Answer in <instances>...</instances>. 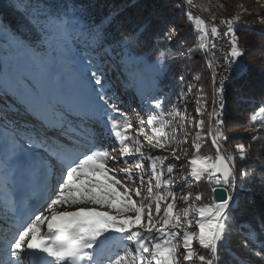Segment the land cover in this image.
<instances>
[{
	"label": "snow or ice",
	"instance_id": "1",
	"mask_svg": "<svg viewBox=\"0 0 264 264\" xmlns=\"http://www.w3.org/2000/svg\"><path fill=\"white\" fill-rule=\"evenodd\" d=\"M7 7L19 19L15 25L0 19L6 57L0 63V264H264V170L259 205L254 193L246 200L239 195L252 193L257 182L255 167L241 165L264 136V64L256 70L242 62L248 51L238 35L242 17L206 20L193 14L195 0H182L174 7L192 23L199 43L180 51L173 48L180 25L148 0H114L103 14L96 0H8ZM259 20L264 25V15ZM158 24L164 27L156 31ZM150 32L152 49L145 39ZM221 41L226 48L218 56ZM199 50L211 57L212 97L197 88L193 151L182 159L180 149L168 145L189 143L176 138V129L188 120L193 88L165 111L172 101L162 84L172 62ZM9 54L23 64L10 66ZM107 69L140 97L139 111L128 106L136 127L106 84ZM184 80L177 77L179 84ZM229 93L252 109L244 127L251 139L231 152L223 147L230 139ZM209 104L211 129L204 119ZM209 132L214 154L201 151ZM109 140L120 146L117 155L103 146ZM129 159L135 163L119 166ZM201 183L211 193L207 202L204 191H192ZM257 209L258 228L238 223ZM236 232L248 256L228 261L221 250L233 255Z\"/></svg>",
	"mask_w": 264,
	"mask_h": 264
},
{
	"label": "trees",
	"instance_id": "2",
	"mask_svg": "<svg viewBox=\"0 0 264 264\" xmlns=\"http://www.w3.org/2000/svg\"><path fill=\"white\" fill-rule=\"evenodd\" d=\"M99 4V13L103 14L109 10V5L114 3V0H96ZM181 0H148V3L154 4L157 7L158 13L161 17L170 22H175L180 25L181 36L176 39H183L186 44L181 47L178 43H173V48L183 51L186 47H191L194 43H199L197 34L193 30V25L188 21L187 17L183 14L181 9L174 7L176 4H180ZM8 0H0V19L5 22L15 25L19 19L15 12L7 7ZM135 12L134 8L127 10V16L130 18ZM163 24H158L156 31L163 28ZM238 35L241 37V46L246 47L248 51L245 53L244 57L246 59V64L253 69L258 70L261 64H264V27L255 26L248 24L238 25ZM145 39L148 41L149 49L153 48V41L155 40V32H150L147 34ZM163 47V45H161ZM154 49L151 52L149 58H154ZM16 57L15 54H9L7 60L14 68L12 63V58ZM5 56L0 52V63L5 60ZM206 59H209L208 54L203 50L195 51L190 56L184 59H176L171 63V67L168 71L167 76L164 78L163 84L165 87V92L169 97L174 98L176 91H172L173 87L177 82V77L182 75L183 72L191 70L194 75H198L199 84L203 86L206 93H210L212 90L211 84V69L207 67ZM252 109L249 107L247 102H240L234 98L232 93H229L227 101V111L225 114L226 120V133L229 135L230 139L225 144L226 148L230 151L234 150L236 143L244 142L247 143L251 137L249 134L244 132V127L247 125L249 116ZM203 153L208 154L211 151H203ZM244 166V165H241ZM255 167L254 175H257V182L250 187L252 188V193L243 192L240 193L241 199H248L253 193L255 194L257 205H259V199L261 196V188L259 184L258 174L264 170V136L261 137L254 146L251 154V158L245 167ZM195 191H204L205 199L211 194L210 190L205 187L203 183L196 186ZM239 224L248 223L250 225L255 224L259 227V210L255 212L245 213L239 220ZM242 236L239 232L233 234L232 242L230 245L232 256L227 255L222 249V255L225 259L232 261L233 256L238 258H245L248 253L245 249L240 246Z\"/></svg>",
	"mask_w": 264,
	"mask_h": 264
},
{
	"label": "rangeland",
	"instance_id": "3",
	"mask_svg": "<svg viewBox=\"0 0 264 264\" xmlns=\"http://www.w3.org/2000/svg\"><path fill=\"white\" fill-rule=\"evenodd\" d=\"M195 4L197 5V7L192 9L193 14L194 15H200L202 18H203V15L211 16L212 14H215L218 18H220V17L231 18L233 16L240 15L242 17V19L245 21L244 24L255 25V26L258 25V26L264 27V25H262L260 23V20H259V16L264 15V0H195ZM205 9H207V10H205ZM176 40H174L173 43H177ZM242 58H244V61L246 62L245 57L243 56ZM12 63L14 64V67H16L17 65H22L23 61L19 60L17 57H13ZM106 71H107L106 84L109 87H111L112 90L120 96V100L122 102V106H123L124 110L126 112H128L129 116L132 118L133 127H136L137 126L136 115L134 112L131 111V109L128 106L130 105L131 108H136L137 111H139L140 97L134 94V90L125 88L124 84L121 82L120 74L118 72H114L111 69H107ZM182 75L185 77L184 83L183 84L176 83L173 87H171L172 91H176V92H173L176 95L174 98L169 97L170 100L172 101V103H166L164 105V110L170 111L173 107V103L176 101V97L182 91L186 92L187 87L189 85L192 86L193 92L188 94L187 99H186V103L188 105V107H187L188 120L184 123V126L182 128L177 127V129H176V138L178 140H181V141L186 138L189 143L188 144L180 143L179 145H177L176 141L173 140L168 145L169 151H171L172 148L178 147L180 150L177 151V155H181L182 159H186L187 157H185L183 153L186 151L188 153V157H190L192 154V151H193L192 148L190 147V144H191V141L195 138L197 129L192 126V118L196 117L197 119H199V117L197 116V113H196V108L200 106L197 103V95H198L197 88H199L201 85L198 82L199 79H197L198 75H194V73L191 70H189L187 72H183ZM162 87L164 88V91H165L164 84H162ZM208 95H209V99L211 100L212 90ZM181 110H183V109L181 108ZM210 111H211V104H209V107L206 110V114L204 116V119L206 121L205 127L208 129H211L213 127L211 118L207 115V112H210ZM141 115H143V113H141ZM169 131H171V129H169ZM203 143L205 144V147L202 148V150H201L202 153H203V151L207 152L210 150L211 154H214V148L211 144V132H209V135L206 136ZM105 147L110 152H112L113 155H117L118 149L120 146L114 140H109V142H107V145H105ZM135 147H136V145L134 143H130V148L133 151L135 150ZM223 147L226 148L225 144L223 145ZM113 149H116L117 151H113ZM143 150L146 154L149 151V148H148L146 142L144 143ZM227 150L229 152H231L229 149H227ZM170 159H171V157H170ZM133 163H135V161L129 159L127 165L120 163L119 166L125 167V166H128V165L133 164ZM110 166H114V165L110 164ZM178 167H179V165H178ZM244 167H245V165H244ZM145 168L146 169L149 168L148 162H145ZM183 175H184V172H179L178 174L175 175V179L178 181L181 178V176H183ZM120 178L123 179L122 176ZM147 179H148V177L146 174L145 175V183L143 186L144 194H146ZM130 186L134 187L133 185H130ZM195 188L196 187H194L192 189L193 192H196ZM156 192H157V190L154 188L153 189V195H155ZM133 198L138 199L136 197H133ZM207 200H208V198L205 199V202H207ZM180 203H181L180 201H177L178 206ZM242 225L245 228L251 226L248 223H243ZM197 251L200 252L201 254H206L205 250L197 248ZM194 264H199V262L194 261Z\"/></svg>",
	"mask_w": 264,
	"mask_h": 264
},
{
	"label": "built area",
	"instance_id": "4",
	"mask_svg": "<svg viewBox=\"0 0 264 264\" xmlns=\"http://www.w3.org/2000/svg\"><path fill=\"white\" fill-rule=\"evenodd\" d=\"M203 18L207 20V19H209L210 17H205V15H203ZM218 48L221 49V52L218 53V56H219V55H222V54H223V51H224V49L226 48V45L224 44L223 41H221V43L218 44Z\"/></svg>",
	"mask_w": 264,
	"mask_h": 264
},
{
	"label": "bare ground",
	"instance_id": "5",
	"mask_svg": "<svg viewBox=\"0 0 264 264\" xmlns=\"http://www.w3.org/2000/svg\"><path fill=\"white\" fill-rule=\"evenodd\" d=\"M205 17H211V16H209V15H205ZM208 57H209V59L211 58L210 55H208ZM241 59H242V62L245 63L244 58H241ZM245 64H246V63H245Z\"/></svg>",
	"mask_w": 264,
	"mask_h": 264
}]
</instances>
